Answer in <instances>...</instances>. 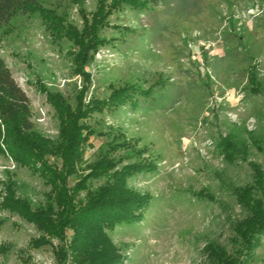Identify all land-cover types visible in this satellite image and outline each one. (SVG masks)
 Listing matches in <instances>:
<instances>
[{
  "label": "rangeland",
  "instance_id": "rangeland-1",
  "mask_svg": "<svg viewBox=\"0 0 264 264\" xmlns=\"http://www.w3.org/2000/svg\"><path fill=\"white\" fill-rule=\"evenodd\" d=\"M128 1L44 0L79 30L101 9L81 73L72 63L79 48L65 39L54 44L37 14L0 29V58L29 98L39 134L59 140L47 93L61 94L72 114L83 115L81 160L65 181L77 202L134 169L125 188L148 207L104 230L107 248L95 247V258L209 264L208 246L233 252V226L247 216L235 188L252 184L249 163L264 172L263 155L250 143L264 144V0ZM250 73L262 85L260 96L247 90ZM126 94L134 100L124 102ZM224 139L246 146L247 160L226 158ZM45 160L60 169L62 159ZM100 160L109 171L89 176ZM51 189L39 171L18 169L0 154V264H78L74 225L49 237L3 205L12 195L34 212ZM255 254L251 264H264V236Z\"/></svg>",
  "mask_w": 264,
  "mask_h": 264
},
{
  "label": "trees",
  "instance_id": "trees-1",
  "mask_svg": "<svg viewBox=\"0 0 264 264\" xmlns=\"http://www.w3.org/2000/svg\"><path fill=\"white\" fill-rule=\"evenodd\" d=\"M69 1L72 4L82 2ZM117 1L120 0H115ZM123 1L130 5L128 0ZM114 8L117 9V6ZM35 14L40 17L54 44L65 39L72 41L79 48L78 52L72 55V63L76 71L81 73L92 49L86 40L96 35L104 19L101 9L96 11L89 23L84 24L82 30H79L67 23L65 15L60 16L55 10L45 7L44 0H0V29L9 26L18 16ZM247 82L250 94H262V85L254 73H250ZM124 96V102L133 101L135 98V95L130 94ZM148 97L152 95L143 98ZM47 101L54 108L59 120L57 142L36 131L31 120L30 100L0 58V154L12 160L18 169L22 167L39 171V176L52 187L45 195L46 204L39 206L37 211H31L25 202L13 200L12 195H9V201L7 199L3 205L21 214L22 218L33 223L49 237H57L65 226L74 225V229L79 231L78 237L72 243L74 263L112 264L113 261L95 258L92 250L97 246L107 248L108 240L104 230L111 229L117 222L135 220L138 213L148 207V201L125 188L126 178L131 176L134 170L125 169L112 177L113 181L108 187L88 192L86 202H77L75 195L72 196L74 192L71 193L66 188L65 181L81 160L80 153L84 143L79 120L83 115L78 110L72 114L66 100L59 93H47ZM250 143L262 153L264 159V144L252 139ZM223 150L231 162L237 159L245 161L249 153L246 146H237L231 139H224ZM46 156L62 159L60 169L49 167ZM109 166H102L100 160L89 176H104L109 171ZM249 166L253 173L252 184L235 188L236 201L246 210L247 216L233 226V236L230 240L234 247L233 252L221 245L212 244L208 246L209 264H251L255 259V251L264 236V172L263 167L256 163H249ZM120 191L123 194L128 193L127 197L118 199ZM36 244L39 245L37 241L34 242V245ZM82 244L84 248L80 249ZM104 248L97 254H102Z\"/></svg>",
  "mask_w": 264,
  "mask_h": 264
}]
</instances>
